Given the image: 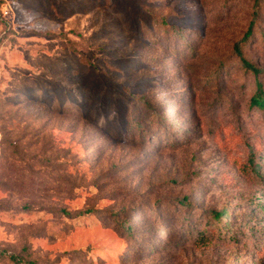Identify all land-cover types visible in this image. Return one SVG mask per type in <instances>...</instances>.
I'll use <instances>...</instances> for the list:
<instances>
[{
    "label": "rangeland",
    "instance_id": "rangeland-1",
    "mask_svg": "<svg viewBox=\"0 0 264 264\" xmlns=\"http://www.w3.org/2000/svg\"><path fill=\"white\" fill-rule=\"evenodd\" d=\"M257 81L264 0H0V264H264Z\"/></svg>",
    "mask_w": 264,
    "mask_h": 264
},
{
    "label": "trees",
    "instance_id": "trees-1",
    "mask_svg": "<svg viewBox=\"0 0 264 264\" xmlns=\"http://www.w3.org/2000/svg\"><path fill=\"white\" fill-rule=\"evenodd\" d=\"M252 34L251 27L248 29L246 36L249 37ZM236 51L238 54L242 57V50L241 47L237 44L236 45ZM243 64L246 65L248 68L252 69L256 74L259 73V70L255 68L249 61L244 59L242 57ZM252 106L258 107V108H264V89L263 85L260 81H257V91L256 94L251 99ZM227 212L225 210L223 211H214L213 216L215 219H221L224 215H226ZM127 230H130V228H127Z\"/></svg>",
    "mask_w": 264,
    "mask_h": 264
}]
</instances>
